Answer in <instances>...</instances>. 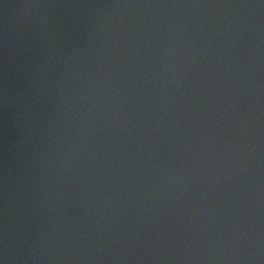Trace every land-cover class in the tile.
<instances>
[{
    "label": "water",
    "instance_id": "obj_1",
    "mask_svg": "<svg viewBox=\"0 0 264 264\" xmlns=\"http://www.w3.org/2000/svg\"><path fill=\"white\" fill-rule=\"evenodd\" d=\"M0 264H264V0H0Z\"/></svg>",
    "mask_w": 264,
    "mask_h": 264
}]
</instances>
